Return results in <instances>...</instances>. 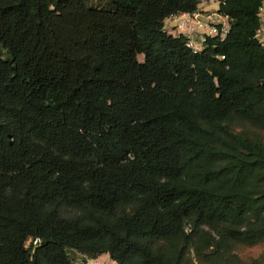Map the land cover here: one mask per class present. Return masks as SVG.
Returning a JSON list of instances; mask_svg holds the SVG:
<instances>
[{
	"label": "trees",
	"instance_id": "1",
	"mask_svg": "<svg viewBox=\"0 0 264 264\" xmlns=\"http://www.w3.org/2000/svg\"><path fill=\"white\" fill-rule=\"evenodd\" d=\"M225 1L194 52L200 0H0V264H264L263 0Z\"/></svg>",
	"mask_w": 264,
	"mask_h": 264
},
{
	"label": "built area",
	"instance_id": "2",
	"mask_svg": "<svg viewBox=\"0 0 264 264\" xmlns=\"http://www.w3.org/2000/svg\"><path fill=\"white\" fill-rule=\"evenodd\" d=\"M225 3V0H200L194 10L167 15L162 28L173 36L183 35L187 46L194 52H200L207 46L209 39L223 40L229 35L233 16L221 10V6ZM258 15L260 23L255 36L264 45V0L259 7ZM112 260L114 264H119L115 259L112 258ZM98 263L99 261L95 260V264Z\"/></svg>",
	"mask_w": 264,
	"mask_h": 264
},
{
	"label": "rangeland",
	"instance_id": "3",
	"mask_svg": "<svg viewBox=\"0 0 264 264\" xmlns=\"http://www.w3.org/2000/svg\"><path fill=\"white\" fill-rule=\"evenodd\" d=\"M140 58L143 59V54L140 55ZM264 248V244H258L254 246H241L239 248L240 253L242 254L243 257H248L250 256H257L259 251ZM70 254L72 257L80 264H95V260H98V264H114L112 257L110 255H102L100 254L99 256L95 258H89L86 257L85 254L80 253L79 251L76 250H70ZM191 256H194V252H192ZM195 259V257H194ZM194 262H197L194 260Z\"/></svg>",
	"mask_w": 264,
	"mask_h": 264
},
{
	"label": "crops",
	"instance_id": "4",
	"mask_svg": "<svg viewBox=\"0 0 264 264\" xmlns=\"http://www.w3.org/2000/svg\"><path fill=\"white\" fill-rule=\"evenodd\" d=\"M106 254L109 255V253H103L102 255H106Z\"/></svg>",
	"mask_w": 264,
	"mask_h": 264
}]
</instances>
